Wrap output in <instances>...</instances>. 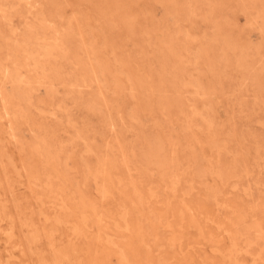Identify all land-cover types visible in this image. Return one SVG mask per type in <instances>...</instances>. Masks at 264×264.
<instances>
[{
	"label": "rangeland",
	"instance_id": "374dc122",
	"mask_svg": "<svg viewBox=\"0 0 264 264\" xmlns=\"http://www.w3.org/2000/svg\"><path fill=\"white\" fill-rule=\"evenodd\" d=\"M0 99V264H264V0H0Z\"/></svg>",
	"mask_w": 264,
	"mask_h": 264
},
{
	"label": "bare ground",
	"instance_id": "6f19581e",
	"mask_svg": "<svg viewBox=\"0 0 264 264\" xmlns=\"http://www.w3.org/2000/svg\"><path fill=\"white\" fill-rule=\"evenodd\" d=\"M170 42V41H169ZM24 43V42H23ZM25 45V44H24ZM12 51V50H11ZM27 51V50H26ZM24 52V51H23ZM22 53V52H21ZM28 53V52H27ZM32 55V54H31ZM15 56V55H14ZM175 56V55H174ZM22 57V56H21ZM38 57V56H37ZM10 59V58H9ZM17 59V58H16ZM15 59V60H16ZM96 64H97V67H98V69H99V72H100V74L102 75V76H104V75H106L107 74V72H108V69L105 67V65H104V63H102V62H100V61H96ZM12 65H14V64H12ZM16 67V66H15ZM5 69V68H4ZM6 70V69H5ZM11 70V69H10ZM15 70V69H14ZM7 71V70H6ZM5 73V72H4ZM9 74V73H8ZM46 77V76H45ZM4 79H6V78H4ZM15 79V78H14ZM43 80V79H42ZM11 81V80H10ZM17 81V80H16ZM46 81H47V79H46ZM2 82V81H1ZM14 82H15V80H14ZM19 83V82H18ZM29 84V83H28ZM35 88V87H34ZM32 89V88H31ZM18 93V92H17ZM19 96H20V94H19ZM1 100V99H0ZM38 100V99H37ZM8 109V108H7ZM27 110V109H26ZM39 149V148H38ZM37 151V150H36ZM39 153V152H38ZM40 154V153H39ZM41 156H43V155H41ZM46 156V155H45ZM166 165V164H165ZM173 173H174V171H173ZM173 175V174H172ZM180 175V174H179ZM174 178H176V177H174Z\"/></svg>",
	"mask_w": 264,
	"mask_h": 264
}]
</instances>
